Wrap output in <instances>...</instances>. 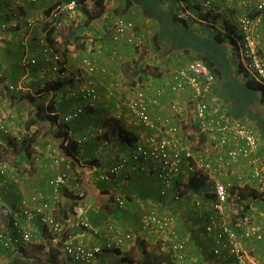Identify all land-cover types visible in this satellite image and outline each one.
Returning <instances> with one entry per match:
<instances>
[{
    "label": "crops",
    "instance_id": "obj_1",
    "mask_svg": "<svg viewBox=\"0 0 264 264\" xmlns=\"http://www.w3.org/2000/svg\"><path fill=\"white\" fill-rule=\"evenodd\" d=\"M13 2L12 0H0V25L2 23H11L8 13L9 9L13 8ZM51 2H54V0L24 1L22 3L23 8L20 11L25 16L21 15L20 28L12 27L7 33H4V39L0 40V76L7 74L14 67L20 66L17 68H19L21 74L16 76L11 75L12 80H8L7 84L16 83L23 78L27 79L28 82V88L24 91H6L7 87L4 88L3 92H0V110L7 116L8 113L6 110L4 111V107L9 109L12 118L8 115L7 119L9 118L8 121L11 126L18 125L19 120L24 121L22 124H25L30 118V115L27 113L30 107L33 109L37 103L44 100L48 102L54 98L53 93L55 94L57 91L60 97L58 101H62V104L58 108L59 115L70 113L79 102V97L76 94H72V92L78 91V84L74 80V74L79 70L82 59L86 56L94 57L99 65L97 72L94 74V79L97 84L100 100L95 105H90L81 117L68 122L70 132L81 144L78 151L80 162L76 164V167L71 164L70 159L62 155L57 141L51 138L42 140L36 146L35 153H38L41 159L33 161L34 171L31 173L25 172L22 179L16 173L13 176L0 177V213H4V216L7 217L6 220L8 218L20 220L23 227L33 231L34 239L32 243H38L44 241L43 229L45 227H43L39 219L36 218L35 220L28 221L21 214L20 201L23 198L30 197L39 190L47 194L54 206V210L55 208L59 210L61 207L64 209L62 215L67 213L70 219L72 218L73 207L69 209L67 205L73 203V195L78 191H83L86 194V210L90 221L101 228L105 227L107 223H112L116 229L123 232L136 233L139 230L140 213L144 214L153 209L160 211L169 210L172 212V209L176 208L175 212L177 214H175L176 220L174 225L177 230L183 232L187 237L185 239L189 242L192 256L195 257L193 262L188 261L189 264H227L223 259H213L209 256V243L207 244V238L203 236L201 231V220L204 214L208 215V210H206L204 205V207L194 205L197 199L201 200V196L202 198L204 196L203 201L211 200L213 198L211 192L204 194L201 191L202 186L189 189L187 183L183 184L184 189H187L183 194V199L189 198L196 211L200 209L196 215L193 213L188 215L187 207L181 202L176 203V206L172 208L174 199H172L170 193L173 194L171 192L173 191V187L167 189L165 194H162L163 185L154 177L153 173L142 169L146 174L142 176L137 175L135 169L138 166H135L134 163H128L124 169L106 182L100 178L101 175L121 155L125 154L123 151L127 150V147L125 144L119 143L115 137H112L113 140L110 143H107V140L98 139V135L106 129L103 126L104 119L110 116L117 117L121 115L120 120L123 121L128 129L133 130L138 135V139L143 137L145 133L143 128L134 127L127 120L126 102L123 103L121 100L123 97H127L129 93V90L126 89V84L117 89L114 95H109L108 90L113 80H120L123 83L124 80L129 81L133 79L132 75H130V67H133L135 62L152 63L153 65H157L160 71L164 73L167 69L186 64L193 59H199L200 55H206L205 50L211 51L213 47L212 45L211 48H207L206 46L209 44L207 43L208 41L204 42V39H212V36L218 31L222 35L225 34V42L222 43L217 52L218 65L221 70L225 71V75L228 70L229 72L231 71L230 77L225 76L227 79L240 83V86H242L247 81L246 73L243 69L239 70V68L243 67L240 65L242 63L241 58L238 57L234 47L228 37H226L222 21L201 19L195 11L191 10L183 12L184 2L178 3L175 0H108L106 3V13L91 24L92 29L87 32L88 38H86L87 41L84 46L79 51L72 52L66 59L64 71L55 73L51 70L55 62L54 59L43 53L42 40L45 36L41 29L42 23L47 20L43 14L44 7ZM87 2L89 3L90 0H85V3ZM91 2L94 4V0H91ZM191 2H195V0ZM255 3L256 0H235L234 8L252 11ZM186 4L188 3L186 2ZM216 7L217 11L225 10L224 5L218 4L214 8L216 9ZM204 9L206 8L202 7V10ZM119 11H122L123 14H118ZM82 15L83 17L85 16L84 13ZM118 15H123L133 20L138 31L147 34L148 39L143 49L139 50L131 45L113 42L110 35V26ZM29 16H33L38 20L36 26L30 32L25 26V19ZM175 16H183L185 20H177L174 18ZM107 22L110 23L108 24ZM256 29L258 33V45L262 53H264V21H260ZM158 46L159 48H157ZM113 49L117 50V54L112 57ZM144 49L148 52L144 53ZM32 57L37 59V64H31L27 61ZM31 65H34V67ZM102 69L106 70L102 71ZM162 73L161 76H156L154 73H143L141 75V82L134 81L136 85L133 90L137 89L140 83H142L147 93L152 95L154 87L163 85L165 82L167 83V79ZM223 83L227 84L228 80L218 77L211 93V99H209L213 110L212 116H214L212 119H219L226 113L233 116L231 114L233 110L231 106L235 104L228 107L226 103L228 95L223 88L225 86ZM64 93L65 97L61 99V94ZM239 93L243 98L244 92L239 91ZM19 95H22V97ZM177 96L180 100L187 102L191 97V91L184 90ZM173 97L171 93L161 97L159 105L154 109L155 112L168 115ZM243 100H247L245 106L247 107L250 104L249 98L238 100L237 105H244ZM211 101L214 102L212 103ZM254 101L256 105L260 106V112L264 113V102L261 100L262 102L260 103V98H255ZM240 112L242 117H245L250 124H254L249 119L250 114L247 111L240 110ZM48 122L46 121V123ZM36 128L39 129L37 126ZM258 132L261 133L259 129ZM6 142L7 140H5L4 136L0 135V144L5 145ZM261 142L264 145L262 137ZM53 153L60 159L55 167L52 166V161L50 160V154ZM92 160L96 161L91 163L90 161ZM43 164H47V166H43ZM52 167L54 169H50ZM57 174H66L68 180L67 184L59 192L53 193L48 181ZM180 176L182 178L180 180L184 183L190 177L186 171ZM111 194L113 198L121 196L125 200L126 207L123 210L117 209L116 205L111 202L112 200H109ZM5 223L8 222L5 221ZM68 224L67 226L70 227L72 233L78 231L72 221ZM47 232L50 236L51 233L48 230ZM141 237L146 238L153 246L157 244L156 232H144ZM98 240L103 241L104 239L99 238ZM32 243L23 245L25 251L28 253L32 251ZM132 244V242L126 243L122 248L123 253L129 250L132 252V247L134 246ZM250 244L253 243L251 242ZM255 244L257 245V243ZM21 245L20 243L5 245L0 241V264H9L13 255H17V249ZM259 248V252L250 250L252 258L258 261L256 264H259L263 253L260 245ZM258 253H261V255ZM121 260L122 254L110 251L100 255L93 264H128L127 261L122 262ZM71 264L81 263L71 262ZM228 264H235V261L228 259Z\"/></svg>",
    "mask_w": 264,
    "mask_h": 264
},
{
    "label": "built area",
    "instance_id": "obj_2",
    "mask_svg": "<svg viewBox=\"0 0 264 264\" xmlns=\"http://www.w3.org/2000/svg\"><path fill=\"white\" fill-rule=\"evenodd\" d=\"M13 8L9 9L10 22L0 25V40L4 39L9 29L20 28L21 14L19 7L26 0H13ZM38 2V0H27ZM205 7H210L215 2H222L226 8H234L235 0H199ZM85 0H63L51 10L47 20H52L58 30L66 29L71 24L82 25L84 17L81 13ZM18 7V8H16ZM251 14H257L253 16ZM264 18V0H256L253 12L241 10L236 21L241 29V37H236L237 50L239 51L244 69L256 83L264 87V53L258 46L256 26ZM38 20L33 17L25 19V26L30 32ZM110 35L113 42L131 45L139 50L143 49L148 39L147 34L138 31L133 20L126 16L118 15L110 26ZM43 53L54 59L52 70L61 73V54L53 51L43 37ZM117 54L113 49L111 56ZM36 64L35 57L27 60ZM99 65L92 56L82 59L81 67L74 74L78 91L72 92L83 100L85 105H95L100 100L94 74ZM106 69H102L105 71ZM167 83L154 87L153 94L147 93L144 84L134 90L126 103L128 121L134 127L144 129L143 137L134 144L132 153L121 155L118 160L101 175V179L109 181L124 169L128 163L153 173L162 183L161 193L173 187L175 198L182 197L184 183L180 180L181 174L186 171L189 176L202 172L207 178L206 185H210L213 194L212 214L206 225L207 231H214L216 235L215 253L221 255L225 252L235 258V264H252V256L246 250L245 241H259L264 243V214L259 219L252 220L247 214L239 218L237 227L228 221L229 211L241 213L244 203H237L235 191L246 190L248 187L264 197V154L258 129L248 121L235 118L229 114L222 115L219 119H212V106L209 96L217 82L216 73L201 59H193L186 64L167 69L164 72ZM27 79H20L7 86L6 91H24L28 88ZM123 87L120 80H113L108 93L114 95L115 91ZM184 90L191 91L189 101L180 100L177 95ZM173 94L170 103V113L163 115L155 112L161 97ZM74 111V112H73ZM71 113L65 114L58 123L70 122L84 112V107L78 105ZM192 113L195 120L190 121ZM53 114V112H50ZM119 119L121 115L117 116ZM196 122L200 132L206 135L205 142L196 148L184 133L183 124ZM35 126H11L3 111L0 110V135L12 136L16 140L35 134ZM34 160H40L38 153ZM52 166L55 167L60 159L53 153L50 154ZM47 166V164H43ZM137 168V167H136ZM13 168L8 160H0V177L8 175ZM182 179V178H181ZM66 174H57L49 179L53 193L59 192L67 184ZM75 195L78 202L74 204L72 218L63 221L54 211V206L47 194L36 191L28 198L20 201L21 214L28 221L39 219L42 225L54 237L56 243L61 242L64 255L72 263L93 264L105 252L114 248H122L126 243L135 240L134 233L120 231L112 223H107L101 228L94 225L87 215L85 193L78 191ZM255 197V196H254ZM120 208H125V200L121 196L114 197ZM251 199V198H250ZM254 198H252L253 200ZM243 202H245L243 200ZM197 206L202 204L200 199L195 201ZM7 217L0 213V241L5 245L32 243L33 231L23 227L18 219L5 223ZM175 214L149 210L141 216L142 228L156 232L157 242L162 247L172 252L174 258L180 263L186 260L187 242L174 228ZM72 221L78 231L66 232L68 223ZM75 231V230H74ZM103 238V241H99ZM227 241V242H225ZM264 261V257H263Z\"/></svg>",
    "mask_w": 264,
    "mask_h": 264
},
{
    "label": "trees",
    "instance_id": "obj_3",
    "mask_svg": "<svg viewBox=\"0 0 264 264\" xmlns=\"http://www.w3.org/2000/svg\"><path fill=\"white\" fill-rule=\"evenodd\" d=\"M59 1L60 0H54V2H51L49 5H45L43 10V14L45 15V18H48L51 10ZM107 1L108 0H94V4H93L94 10L92 12H85L84 22L82 23V25H78L76 28H74L73 27L74 25L72 26L71 24L68 28L58 31V28H56L52 20H46L42 23L41 29L43 31V35L45 36L47 45L50 46L53 49V51L61 54L60 65L62 71L65 70L66 59L71 55V53L79 51L86 43L87 41L86 38H88L87 32L92 29L91 24L96 19L102 17L106 13ZM191 1L192 0H175V2L178 3L184 2L185 5L182 8L183 12H186L187 10L195 11V13L199 15L201 19H205L208 21L221 20L226 32V37H228L230 43L234 47L236 54H238V57L240 58L239 51L237 50V46H238L237 40L235 37L237 36L239 38L242 35L241 29L236 21L237 15L240 13V10H237L236 8H226L225 6L224 11H217V7L216 9L214 8L216 5L221 4L223 6L222 2L219 1L212 4V6L202 10V7L203 8L205 7L201 3H198L199 0H195V2H191ZM186 2L188 4H186ZM20 13L21 15L25 16L22 13V11H20ZM251 15L256 16L257 14H251ZM174 18L177 20H181V19L185 20L183 16L182 17L175 16ZM256 34L258 38L257 30H256ZM205 41H208L207 43L209 44L206 46L207 48H211V46L213 45L212 50L207 51L204 49L206 55H200L198 58L203 60L206 64H208L218 77L228 80V83L225 85V87L228 93L231 95V99L235 104L232 106L233 110L231 114H233V117L235 118L246 120L245 117H242L240 108L241 110H244L246 108L245 106L247 104V100H243L244 105L240 104L239 105L240 108L237 107V101L242 99H247L249 98V96H251V98H254V100L255 98H260V103L262 101L264 102V87L261 84L256 83L253 78L249 77L247 71L242 67L243 66L242 63H240L242 68H239V70L243 69L246 73L245 76L249 77L247 78V81L243 84L244 86L243 85L238 86L235 81L233 80L230 81L225 77V76L230 77L231 71L229 72L228 70V72H226L225 75V71L220 69L217 61L218 60L217 52L220 46L222 45V43L225 42V34L222 35V33L218 31L212 36V39L205 38L204 42ZM22 44H23V40H22ZM17 67L20 66H16L13 69H11V71H9L10 73L8 72L7 74H3V76H0L1 93L3 92L4 88L8 86L7 81L12 80L11 75L16 76L21 74V71ZM160 72H161L160 68L157 67V65H153L152 63H148V62H141V61L135 62L133 64V67H130V74L132 75L133 78L131 79L132 82L134 81L141 82L142 81L141 75L143 73L144 74L155 73L156 75H158L157 73ZM55 89L57 88L55 87ZM239 91L244 92L243 98L239 93ZM53 97L54 98L49 100L48 102L44 100L40 103H37L34 107L33 115H31L28 120V127L35 125L39 126V133L25 137L22 140H16L12 136L3 135L5 140H7V142L5 145L0 144V160H7L9 159L10 154L14 155V165L17 168V170L15 171L16 174H18L17 176L22 177L25 172L31 173L32 171H34L33 161L35 159L34 154H35L36 146L46 138H51L57 141L58 146L61 149L62 155L65 158L70 159L71 164L74 167H76V164L80 162L78 158L79 145H81L80 141L76 137H74V135L70 132V126L68 122L58 123L59 119H61L65 115H59L58 108L62 104V101H58L60 97L57 91L55 94L53 93ZM64 97H65V93L61 94V99H63ZM239 97L240 99H238ZM78 105L84 107V112L82 114H84L88 109V107L90 106L89 104H87L88 106L85 105L80 97H79ZM73 110H75V107ZM50 112H53V114H49ZM81 115L79 117H81ZM79 117H75L72 120H75ZM46 121L49 122L46 123ZM103 126L106 129L104 132L98 135L99 137L98 139L107 140V143H110L113 140L112 137H115L119 143L125 145H129V144L134 145L138 141V135L133 130L128 129L123 123V121L116 116H110L104 119ZM183 126H184L185 136L191 139L193 145L196 148H199L200 145H202L205 142L206 135L204 132H200V127H198V123L196 122H191L189 124L185 123V125L183 124ZM190 128L192 129L188 131ZM93 161L96 160H92L90 162L92 163ZM206 183H207L206 176L203 175L202 172H198L197 174L191 175L189 177L187 184L189 189H195L199 186H205ZM234 194L237 196L236 197L237 203L239 204L244 203L241 207L242 208L241 213L240 214L238 213L237 216L235 215V219L239 220V218L245 216L248 209L250 210V208L252 207V201L255 202L256 197L252 196V194L250 192H247L246 190L239 191V193L235 191ZM77 198L79 199V196L73 195L72 197L73 205L78 202ZM249 198L251 199L254 198V199L251 201ZM85 199H86V194H85ZM113 199L115 198H113V195L111 194L109 200L110 201L112 200L111 202H113L116 205L117 209L123 210L124 208L123 209L120 208ZM243 200L245 202H243ZM63 211L64 210H62V212ZM60 217L62 218L63 221H67V219L69 218V214L64 213L63 215L61 214ZM12 220H13L12 218H8V223H10ZM139 225H140L139 230L136 233L132 232L134 233L135 236V240L132 242L133 243L132 245H134L132 247V252L131 250H129V251H124L123 253L122 248L124 246L122 248L116 247L112 250L117 254H122V260H121L122 262L127 261L128 264H182L174 258L171 251L164 249L159 241L157 242V244L153 246L149 243V241L146 238L141 237L144 234V232H148V230L143 229L141 223ZM43 230H44L43 231L44 241H40L38 243L37 242L32 243V251L29 253L25 251V247L23 246L24 244H22L17 249V255L15 254L13 255V258H11L9 264H71L69 259L63 253L61 242L56 243L54 241V237L52 235L50 236L48 235L46 227ZM256 243H259L263 251L262 254H264V243L259 241H256ZM258 254L261 255V253ZM250 255H251V251H250ZM259 264H264V261L263 260L260 261Z\"/></svg>",
    "mask_w": 264,
    "mask_h": 264
},
{
    "label": "rangeland",
    "instance_id": "obj_4",
    "mask_svg": "<svg viewBox=\"0 0 264 264\" xmlns=\"http://www.w3.org/2000/svg\"><path fill=\"white\" fill-rule=\"evenodd\" d=\"M39 1V0H38ZM88 7H90V8H88ZM16 8H18V7H16ZM21 8H23V5L21 6V7H19V9H21ZM82 9H83V12L81 11V13H85V12H91V11H93L94 10V7H93V2H91V0H90V2L88 3H85L84 4V6L82 7ZM241 11V10H240ZM118 14H123V12L122 11H119V13ZM85 17V16H84ZM108 24L110 23V22H107ZM74 24H72V26H73ZM73 27H77V26H73ZM72 27V28H73ZM65 29V28H64ZM63 29V30H64ZM158 48V47H157ZM144 51V53H147L148 51L146 50V49H144L143 50ZM31 66H33L34 67V65H31ZM36 67V66H35ZM51 70H52V67H51ZM33 71V70H32ZM161 73L162 72H160V73H157L158 75H156L155 73V75L156 76H161ZM131 75V74H130ZM163 75H164V73H163ZM248 78V77H247ZM218 80H220V79H218ZM136 82H132V80H129V81H125L124 80V82H123V86L126 84V89H128L129 90V93H128V98L127 97H123V99H121L122 100V102L123 103H127L128 102V100H129V98L132 96V94H133V89H134V86L136 85L135 84ZM224 85H226V83H223ZM237 85L238 86H240V83H237ZM223 88L226 90V93H227V100L228 101H226V103L228 104V107H230L232 104H234V102H233V100L231 99V95L228 93V91H227V89H226V87L225 86H223ZM239 88V87H238ZM231 89V88H230ZM233 89H234V87H233ZM232 89V90H233ZM236 90H237V87H236ZM23 95V94H22ZM22 95H19L20 97H22ZM31 96H32V94H30ZM28 97H29V95H27ZM34 97V96H33ZM178 97V96H177ZM18 99H20V98H18ZM180 99V98H179ZM209 99H211V95L209 96ZM223 99H225V98H223ZM249 100H250V104L249 105H247V107L244 109L245 111H247L249 114H250V118L249 119H251L252 120V122L255 124V126L260 130V132L261 133H259V137H260V141H261V137H262V140H264V113H262V112H260V110H261V108H260V106L259 105H256V102L254 101V98H251V96H249ZM172 101V100H171ZM221 101H223V100H221ZM212 103L214 102V101H211ZM125 103V104H126ZM224 103V102H223ZM233 106V105H232ZM232 106H231V108H232ZM237 107H239L238 105H237ZM240 108V107H239ZM263 109H264V107H263ZM7 111V116H6V118L8 117V115H9V117L10 118H12L10 115V112H9V109H6L5 107H4V111ZM240 110H241V108H240ZM33 111H34V108L32 109L31 107H30V110H28L27 111V113L31 116V114H33ZM5 114V113H4ZM50 114V113H49ZM122 116H123V114H122ZM189 118L191 119L190 121H193V120H195V118H194V116H193V114L192 113H190L189 115ZM214 117V116H213ZM9 119V118H8ZM19 124H21V125H26V126H28V120L26 121V123L25 124H22V123H24V121H20L19 120V122H18ZM185 125V124H184ZM37 127H39L38 125H36ZM183 129H184V126H183ZM192 128H190L188 131H190ZM37 133H39V129L37 128V130H36V132H35V134H37ZM190 141H191V139L190 138H188ZM261 147H262V153L264 154V145H263V143L261 142ZM126 147H127V150H124L123 151V153H128V154H130V153H132V151H133V148H134V145H131V144H129V145H126ZM53 152V151H52ZM9 162H10V164H11V166H12V168L14 167V168H16V166L14 165V155H12V154H10V156H9V159H7ZM50 169H54L53 167L52 168H50ZM17 170V168L16 169H14V170H12V171H10L9 173H8V175L7 176H13V174L14 173H16L15 171ZM135 172H136V174L137 175H140V176H142V175H145L146 173L144 172V170H142L141 169V167H137L136 169H135ZM19 178H21L22 179V177H20V176H18ZM156 179H157V177L156 176H154ZM107 182V181H106ZM149 182V181H148ZM248 189H249V192L252 194V196H255L256 197V201L255 202H253L252 201V199H250L251 201H252V207L250 208V210L248 209L247 210V216H249L252 220H257V219H259V216L260 215H262V214H264V197H261L260 196V194H258V192L256 193L255 192V189H253V188H251V187H248ZM184 190V191H183ZM189 190V189H188ZM187 191V189L185 188V189H182V197H180V198H175L176 196L174 195V192L175 191H171V192H173V194L172 193H170L171 194V196H172V199H174V203H173V206H172V208L173 207H175L176 206V203H182V204H185V206L187 207V214L189 215V214H191V213H193V214H195L196 215V213L198 212V211H200V209L199 210H197L196 211V209L194 208V205H196V204H194L193 205V203H192V201L189 199V198H184L183 199V194L185 193ZM201 191H202V193H204V194H206V193H208V192H210L211 191V187H210V185H205V186H202V189H201ZM169 193V192H168ZM203 198H204V196H203ZM203 198H202V196H201V201H202V204L200 205V207H204L205 206V208H206V210H208V215H206V214H204L203 215V218H202V220H201V226H202V234H203V236L205 237V238H207L206 239V242H207V244L209 243V247H210V251H209V256L210 257H212L213 259H223L224 260V262L225 263H227L228 264V259H233V261H235V258L232 256V255H230L229 253H227V252H225L224 251V249L223 248H226V247H222V250H223V253L221 254V255H218V254H216L215 253V247H216V243H217V241H216V235H215V232L214 231H207L206 230V228H205V224H207V222H208V220H209V217H210V215L212 214V212H211V209H212V202H211V200H206V201H203ZM236 202H237V200H235ZM57 204H59L58 202H57ZM204 205V206H203ZM73 207V204L72 203H69L68 205H67V208H69V209H71ZM61 209V210H60ZM60 209L59 210H57L56 208H55V213L58 215V216H61V214H62V210H64V209H62L61 207H60ZM175 209L176 208H173L172 209V212L171 211H169V210H167V211H165V210H163V211H160V210H158V211H160V212H171V213H173V214H177V212H175ZM199 213V212H198ZM262 213V214H261ZM140 215L142 216V213H140ZM235 215L237 216L238 215V213H236V212H234V211H229V213H228V216H227V218H228V221L232 224V226L235 228V227H237V223H238V219H235ZM174 228L177 230V228L175 227V225H174ZM236 229V228H235ZM66 232H68V233H72L71 232V230L70 229H66ZM177 232L182 236V237H184V239L185 238H187L185 235H184V233L183 232H180L179 230H177ZM186 240V242H187V250H186V260L184 261V263L183 264H189V260L190 261H192L193 262V260H195L194 258L195 257H193L192 256V253H191V249H190V246H189V242L187 241V239H185ZM225 242H227V241H225ZM253 243V244H250V243ZM256 243V241H250V240H248V241H245V246H246V250H247V252L248 251H250V250H254V252H259L260 251V248H259V245H258V243H257V245L255 244ZM19 244V243H18ZM248 245V246H247ZM193 255H194V253H193ZM233 257V258H232ZM257 257V256H256ZM263 257H264V254H262V257L260 258V260H259V262L260 261H262L263 260ZM258 261H257V259H253V258H251V261H250V263H257Z\"/></svg>",
    "mask_w": 264,
    "mask_h": 264
},
{
    "label": "clouds",
    "instance_id": "obj_5",
    "mask_svg": "<svg viewBox=\"0 0 264 264\" xmlns=\"http://www.w3.org/2000/svg\"><path fill=\"white\" fill-rule=\"evenodd\" d=\"M20 7H21V6H20ZM252 12H253V10H252ZM20 14H21V13H20ZM261 21H264V18H263ZM259 22H260V21H259ZM259 22H258V24H259ZM258 24H257V25H258ZM256 27H257V26H256ZM256 30H257V29H256ZM258 46H259V45H258ZM259 49H260V48H259ZM261 52H262V51H261ZM249 77H250V76H249ZM249 77H248V78H249ZM73 207H74V205H73ZM72 209H73V208H72ZM57 216H58V215H57ZM59 217H60V216H59ZM207 223H208V222H207ZM206 225H207V224H205V228H206ZM43 226H44V225H43Z\"/></svg>",
    "mask_w": 264,
    "mask_h": 264
}]
</instances>
